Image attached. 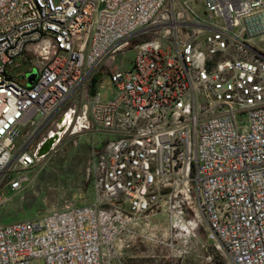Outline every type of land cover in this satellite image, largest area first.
Wrapping results in <instances>:
<instances>
[{
	"label": "built area",
	"instance_id": "2783aa9c",
	"mask_svg": "<svg viewBox=\"0 0 264 264\" xmlns=\"http://www.w3.org/2000/svg\"><path fill=\"white\" fill-rule=\"evenodd\" d=\"M140 36L128 70L105 67L111 98L87 94L101 61ZM18 59L28 67L12 74ZM64 112L71 135L111 137L86 163L97 198L0 225V264H108L127 226L158 203L168 211L177 195L186 205L189 193L221 264H264V0H0L9 194ZM235 115L245 116L242 132Z\"/></svg>",
	"mask_w": 264,
	"mask_h": 264
},
{
	"label": "rangeland",
	"instance_id": "374dc122",
	"mask_svg": "<svg viewBox=\"0 0 264 264\" xmlns=\"http://www.w3.org/2000/svg\"><path fill=\"white\" fill-rule=\"evenodd\" d=\"M145 38L131 39L128 48ZM258 40L245 41L248 44ZM135 52L134 48L120 49L101 61L96 69L99 72L109 63V68L124 72L129 69ZM14 64L12 74H18L28 67V63L22 59L15 60ZM30 73H34V70ZM89 83L94 84L91 87L86 84V93L92 90L100 103L113 95L105 73L95 81L89 80ZM234 123L238 132L244 131L245 116L235 115ZM23 138L24 134H21L15 143ZM110 139L109 135L90 128L71 136L63 134L48 155L32 164L28 170L20 172L25 181L17 192L9 194L2 181L0 198L4 200L0 203V225L33 220L56 212L63 205L88 204V191L93 182L91 170L85 169L86 163ZM171 204L168 211L160 203L151 206L138 217L139 223L127 226L115 244L114 253H119V258L111 264H202L204 252L213 260L222 261V254L215 243L205 238L203 221L194 205L192 193H189L186 205L179 202L178 195Z\"/></svg>",
	"mask_w": 264,
	"mask_h": 264
},
{
	"label": "water",
	"instance_id": "95a60500",
	"mask_svg": "<svg viewBox=\"0 0 264 264\" xmlns=\"http://www.w3.org/2000/svg\"><path fill=\"white\" fill-rule=\"evenodd\" d=\"M34 73H29L25 76V86H28L33 79ZM70 121L67 112L62 113L56 120L53 128L49 130L35 145L31 154L35 161L45 157L51 149L57 144L61 136L64 134L65 128ZM72 133V130L69 132Z\"/></svg>",
	"mask_w": 264,
	"mask_h": 264
},
{
	"label": "flooded vegetation",
	"instance_id": "af4514ba",
	"mask_svg": "<svg viewBox=\"0 0 264 264\" xmlns=\"http://www.w3.org/2000/svg\"><path fill=\"white\" fill-rule=\"evenodd\" d=\"M38 59H39V57H37ZM97 68V67H96ZM106 72V70L105 69H103V70H100L99 72L97 71V69H95L91 74H90V76H89V80H93V81H95V80H97L102 74H104ZM75 117H77V115L75 116ZM73 126V125H72ZM71 125H70V127L65 131V133L64 134H66V135H68V136H71V134H69V131L70 130H72V127Z\"/></svg>",
	"mask_w": 264,
	"mask_h": 264
},
{
	"label": "crops",
	"instance_id": "0c3cea01",
	"mask_svg": "<svg viewBox=\"0 0 264 264\" xmlns=\"http://www.w3.org/2000/svg\"><path fill=\"white\" fill-rule=\"evenodd\" d=\"M85 169H86V166H85ZM88 192H89V194H88V196H89L88 204H91V203H93L96 200L97 197H96V193H95L94 189H92V187H91V189ZM88 204H86V205H88ZM119 255H120L119 253H115L114 258L111 261H109L108 264H111L114 260H117L119 258L118 257Z\"/></svg>",
	"mask_w": 264,
	"mask_h": 264
},
{
	"label": "trees",
	"instance_id": "16d2710c",
	"mask_svg": "<svg viewBox=\"0 0 264 264\" xmlns=\"http://www.w3.org/2000/svg\"><path fill=\"white\" fill-rule=\"evenodd\" d=\"M94 83H92V84H90V87L93 85ZM210 264H221V261H215V260H213L212 258H211V262H210Z\"/></svg>",
	"mask_w": 264,
	"mask_h": 264
}]
</instances>
